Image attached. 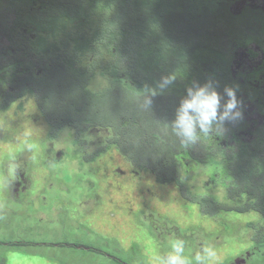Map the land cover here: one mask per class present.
<instances>
[{
	"label": "trees",
	"instance_id": "obj_1",
	"mask_svg": "<svg viewBox=\"0 0 264 264\" xmlns=\"http://www.w3.org/2000/svg\"><path fill=\"white\" fill-rule=\"evenodd\" d=\"M229 5V0H0V25L6 28L8 41L0 49V108L39 90L36 100L49 126L47 136L56 146L85 150L81 142H87L89 129L110 130L107 141L87 158L83 155L79 164L94 162L112 149L119 153L129 149L132 156L125 155L128 165L146 157L156 165L146 168L174 166L175 175L157 177V181L176 183L185 192L181 198L200 212L210 215L219 208L228 209L227 201L233 203L230 209L238 215L254 214L256 221L247 225L253 233L252 245L247 248L248 264H260L264 261V125L259 129L257 121L249 122L245 116L250 108L246 98L259 100L262 94L254 73H242L234 58L243 54L256 59L259 49L264 52V15L252 9L236 15ZM228 45L232 51L229 56L225 50ZM96 76L106 84L94 91L89 86ZM165 76L174 77V83L160 90L157 85ZM194 82H211L222 96V104L227 100L225 89H233L238 108H242L241 117L225 121L222 128L232 133L239 148L226 146L222 152L220 141L213 140L202 160L207 162L204 165L214 159L220 162L222 174L213 187H222L226 198L219 202L202 192L194 195L193 179L180 176L183 164L178 153L186 145H180L178 137L168 142L167 152L175 148L176 154L155 156L140 147L144 136L155 131L154 118L166 115L170 123L174 120L186 89ZM149 90L157 94L146 107ZM258 108L257 113L263 114L264 108ZM82 116L88 117L86 121L80 119ZM252 127L253 140L246 143L236 129ZM65 129L71 132L64 138ZM166 129L169 133L164 137L169 138L171 124H164L160 131L166 133ZM128 144L134 146L129 148ZM66 155L64 149L51 148L44 160H58L55 164L59 165ZM240 185L242 193L237 192ZM85 224L83 221V227ZM100 232L111 233L106 227ZM4 240L0 248L7 245L24 253L25 249L18 247L27 244L21 240ZM55 245L104 254L103 249L89 245L60 240ZM107 252L110 257V250Z\"/></svg>",
	"mask_w": 264,
	"mask_h": 264
},
{
	"label": "rangeland",
	"instance_id": "obj_2",
	"mask_svg": "<svg viewBox=\"0 0 264 264\" xmlns=\"http://www.w3.org/2000/svg\"><path fill=\"white\" fill-rule=\"evenodd\" d=\"M229 2L236 15L246 9H256L264 15V0ZM7 45L6 28L0 25V49ZM229 47H225L228 56L232 53ZM254 49L257 50V46ZM260 50L256 59L243 54L234 58L242 73L249 70L258 81L256 85L262 95L259 100L246 98L250 101V108L245 119L257 121L259 129L264 125V113H257L259 106L264 108V52ZM238 53L241 52L235 54ZM243 78L246 77L243 75ZM104 80L100 76L94 77L90 89L97 91L104 87ZM48 85L50 87L51 83ZM33 94L0 108V244L4 239L6 242L21 240L27 244L18 247L25 249L23 254H19L23 249L7 245L0 248V264H119L116 260L124 264H153V257L164 256L175 238L186 241V254L191 256L202 244L212 245L216 252L212 264H229L243 251L246 255L250 253L247 248L252 245L253 233L247 225L256 221L254 214L238 215L231 210L233 203L227 201L228 209L222 207L210 215L200 212L197 206L181 198L185 192L180 191L176 183L157 181V177L175 175L174 166L158 165L156 170L146 168L153 164L146 157L128 165L125 155L132 156L129 149H122L120 153L112 149L94 162L79 164L83 155L87 158L92 150L107 141L110 130L89 129L85 138L87 142H81L85 150L56 146L57 143L47 136L49 126L36 100L41 93L34 90ZM241 109L237 108L240 112ZM81 118L86 121L88 117ZM163 123L166 126L171 124L166 115L154 118V133L144 136L140 142L141 148L155 156L177 153L175 148L167 152L168 142L177 137L173 133L169 138L164 137L169 131H160ZM70 132L65 129L62 132L64 138ZM254 132L253 127L236 129L246 143L253 140ZM261 135L264 136L262 129ZM213 140L220 141L222 152L226 146L233 150L239 148L232 133L225 129L207 136L201 134L195 144L184 146L178 153L183 164L180 176H184V180L193 179L190 184L194 195L202 192L219 202L226 198L222 187H213L217 176L222 174L219 173L220 162L216 159L208 165H204L206 160L202 162ZM128 145L129 148L134 146ZM49 148L64 149L67 153L64 163L56 165L58 160L45 161ZM70 153L72 161L68 157ZM226 171L227 168L224 174ZM237 187V192L242 193L241 185ZM83 221L86 222L84 227ZM102 227L111 233L101 234ZM59 240L100 248L104 254L53 247ZM107 250H110V257L106 256ZM260 264L264 261L261 260Z\"/></svg>",
	"mask_w": 264,
	"mask_h": 264
},
{
	"label": "clouds",
	"instance_id": "obj_3",
	"mask_svg": "<svg viewBox=\"0 0 264 264\" xmlns=\"http://www.w3.org/2000/svg\"><path fill=\"white\" fill-rule=\"evenodd\" d=\"M174 83V77L165 76L158 83L160 90L167 89ZM144 105L150 107L151 97L156 90H149ZM227 100L222 104V96L215 90L211 82L200 85L193 83L186 89V96L176 109L175 118L171 122L172 133L182 144H195L200 135L219 133L225 121H234L241 117L237 110L238 101L231 88L225 89ZM216 252L212 245L204 243L194 256L186 254V241L175 238L171 240L170 250L164 256L153 257V264H212Z\"/></svg>",
	"mask_w": 264,
	"mask_h": 264
},
{
	"label": "flooded vegetation",
	"instance_id": "obj_4",
	"mask_svg": "<svg viewBox=\"0 0 264 264\" xmlns=\"http://www.w3.org/2000/svg\"><path fill=\"white\" fill-rule=\"evenodd\" d=\"M253 10H255V11H258V10H256V9H253ZM242 14V13H241ZM240 14V15H241ZM249 256H250V254L248 253L247 255L246 254H244V255H241V256H238L239 258H235V259H233V260H236V262H234L233 260L232 261H230V263L229 264H248V263H250V261H248L249 260Z\"/></svg>",
	"mask_w": 264,
	"mask_h": 264
}]
</instances>
